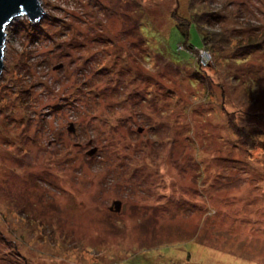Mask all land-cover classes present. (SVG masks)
Returning <instances> with one entry per match:
<instances>
[{
  "label": "rangeland",
  "instance_id": "obj_1",
  "mask_svg": "<svg viewBox=\"0 0 264 264\" xmlns=\"http://www.w3.org/2000/svg\"><path fill=\"white\" fill-rule=\"evenodd\" d=\"M189 1L42 0L8 27L0 264H264V0H204L218 54L186 49Z\"/></svg>",
  "mask_w": 264,
  "mask_h": 264
},
{
  "label": "trees",
  "instance_id": "obj_2",
  "mask_svg": "<svg viewBox=\"0 0 264 264\" xmlns=\"http://www.w3.org/2000/svg\"><path fill=\"white\" fill-rule=\"evenodd\" d=\"M204 0H190L189 1V17L187 18L179 16L178 12L174 15L176 29L179 34L184 38L185 45L187 46V50L198 53L197 51H213L215 54H218V50L224 51L228 48H231L232 45V38L228 35L223 33H216L214 31H210V24L214 19V13L209 11L207 8L204 7ZM196 28L202 37L203 48L202 49H195L194 45H189V36L192 28ZM209 27V28H208ZM240 46V45H236ZM251 46H255V44H251ZM257 46V45H256ZM181 49H184V46H180ZM199 69L197 72L199 74L200 70H202L201 64H199Z\"/></svg>",
  "mask_w": 264,
  "mask_h": 264
},
{
  "label": "water",
  "instance_id": "obj_3",
  "mask_svg": "<svg viewBox=\"0 0 264 264\" xmlns=\"http://www.w3.org/2000/svg\"><path fill=\"white\" fill-rule=\"evenodd\" d=\"M47 13L42 4V0H0V80L3 75L4 55L7 43V30L15 20L26 18L31 24L41 22ZM62 66L56 67L60 69ZM70 131H73L71 129ZM96 151H92L90 156ZM117 211L120 210V203L115 204Z\"/></svg>",
  "mask_w": 264,
  "mask_h": 264
}]
</instances>
